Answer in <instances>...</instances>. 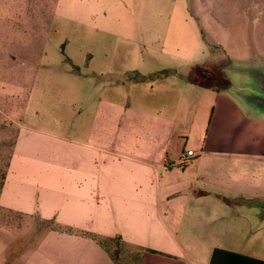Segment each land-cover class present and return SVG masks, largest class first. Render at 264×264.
Masks as SVG:
<instances>
[{"label": "rangeland", "instance_id": "1", "mask_svg": "<svg viewBox=\"0 0 264 264\" xmlns=\"http://www.w3.org/2000/svg\"><path fill=\"white\" fill-rule=\"evenodd\" d=\"M163 71L196 81L199 101L174 118L129 111L128 81ZM261 87L264 0H0V260L34 246L49 225L40 219L63 212V178L117 173L118 154L143 138L135 129L170 119L185 151L207 147L229 163L238 213L213 221L214 244L264 258V122L231 112L216 125L220 94L242 104L237 94Z\"/></svg>", "mask_w": 264, "mask_h": 264}, {"label": "crops", "instance_id": "2", "mask_svg": "<svg viewBox=\"0 0 264 264\" xmlns=\"http://www.w3.org/2000/svg\"><path fill=\"white\" fill-rule=\"evenodd\" d=\"M128 83L131 112L174 118L185 108L184 101L189 100L190 107L199 101L195 97L199 84L177 72L131 78ZM236 96L242 104L220 94V119L216 125L221 131L228 127L221 117L231 112L237 117L258 113L255 117L264 122L262 106L248 98L247 93ZM238 121L237 128L248 123L247 119ZM135 130L143 138L128 147L127 152L118 154L124 165L117 173L104 179L93 172L63 178V212H50L40 219L49 225L34 246L6 255L0 264H209L217 247L209 230L213 221L232 210L236 212L226 187L224 168L229 163L211 157L212 152L206 147L189 161L197 160L190 168L189 163L183 169L171 166L186 152L177 141L174 119L150 121ZM231 147L238 152L247 145L234 143ZM249 147L256 150V142ZM261 148L260 144L258 149ZM223 150L215 149L220 159H225ZM78 169L76 165L70 171ZM89 178L91 190L87 192L84 188ZM40 181L43 178L36 182ZM240 226L235 224V228ZM232 236L238 237L234 245H246L243 233ZM222 248L264 261L251 252Z\"/></svg>", "mask_w": 264, "mask_h": 264}, {"label": "trees", "instance_id": "3", "mask_svg": "<svg viewBox=\"0 0 264 264\" xmlns=\"http://www.w3.org/2000/svg\"><path fill=\"white\" fill-rule=\"evenodd\" d=\"M209 264H264V261L240 253L215 248L212 251Z\"/></svg>", "mask_w": 264, "mask_h": 264}, {"label": "built area", "instance_id": "4", "mask_svg": "<svg viewBox=\"0 0 264 264\" xmlns=\"http://www.w3.org/2000/svg\"><path fill=\"white\" fill-rule=\"evenodd\" d=\"M199 153L193 151V150H188L186 151L181 160L178 163H173L171 166L178 168V169H183L185 165L191 161L194 157L198 156Z\"/></svg>", "mask_w": 264, "mask_h": 264}, {"label": "water", "instance_id": "5", "mask_svg": "<svg viewBox=\"0 0 264 264\" xmlns=\"http://www.w3.org/2000/svg\"><path fill=\"white\" fill-rule=\"evenodd\" d=\"M260 90H261V92H257V93L253 92V93H249V94L247 93V95H248V98H252L255 102L258 101L261 104V106H263V108H264V101L262 102V100H264V99H262V97L258 98V95H264V87H261Z\"/></svg>", "mask_w": 264, "mask_h": 264}]
</instances>
